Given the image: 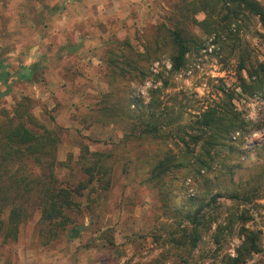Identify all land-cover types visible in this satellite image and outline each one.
Returning a JSON list of instances; mask_svg holds the SVG:
<instances>
[{"label":"rangeland","instance_id":"rangeland-1","mask_svg":"<svg viewBox=\"0 0 264 264\" xmlns=\"http://www.w3.org/2000/svg\"><path fill=\"white\" fill-rule=\"evenodd\" d=\"M183 1L0 0V112H11L28 98L41 122L62 129L60 184L88 180L84 161L79 162L82 145L101 154L111 181L107 189L95 181L85 191L78 199L81 209L70 212L72 222L54 240L46 242L40 234L39 210L20 227L17 239L2 233L0 264H175L179 258L167 249L166 238L179 222L176 207L203 194L259 186L260 197L247 206L255 216L249 226L264 233V177H259L264 167V85L259 89V78L264 72L250 76L264 65V29L250 13L218 23L219 31L212 34L185 20L181 25L196 39L176 69L169 28L182 20L177 8ZM196 17L203 20L205 13ZM222 33L227 38L220 49L202 54L210 36ZM126 55L136 68L119 74L116 69L124 63L112 60ZM243 80L254 88L246 89ZM232 93L234 107L249 122L238 150H224V171L204 177L192 172L182 191L175 196L166 189L164 198L159 186L147 181L150 161L169 151L179 153L184 145L176 135H141L136 101L147 105L158 95L152 110L182 128L209 106L223 105ZM131 100L134 105L127 109ZM218 205L223 220L232 202L220 197ZM78 228L79 237H70ZM240 242L237 231L226 232L218 249L209 234L188 264H224ZM249 264H264V254Z\"/></svg>","mask_w":264,"mask_h":264},{"label":"trees","instance_id":"trees-1","mask_svg":"<svg viewBox=\"0 0 264 264\" xmlns=\"http://www.w3.org/2000/svg\"><path fill=\"white\" fill-rule=\"evenodd\" d=\"M177 11L182 20L169 28V37L176 49L172 58L176 69L184 65L191 44L196 39L181 25L185 20L212 34L219 31L218 23L227 20L231 23L241 15L250 13L258 18L264 29V4L259 0H184ZM199 13H205L203 20L197 19ZM125 57L124 60H112L113 63L123 61L124 65L116 69L119 74L136 68L133 58L129 55ZM260 71L264 72L263 64L250 76H257ZM145 74L141 71V77ZM259 84V89H262L264 73L259 78ZM243 86L248 90L254 88L244 80ZM157 97L154 96L147 105L136 101L134 110L141 112L137 123L141 135L165 139H172L176 135L184 145L179 153L166 152L156 162L150 161L149 164L147 181L159 186L160 194L168 198L163 195L166 194L164 190L168 189L167 194L176 196L183 190L182 182L192 172L195 176L204 177L213 171H224L226 165L222 164L227 160L224 150H238L244 138L243 132L248 131L249 122L234 107L233 93L228 95L223 105L209 106L182 128L172 118L164 122L163 116L152 110L159 104ZM133 103V100L129 101L127 109ZM0 113L4 117L0 122V236L3 233L5 239H17L20 227L39 210L40 234L46 238V242L54 240L72 222L70 212L81 209L78 199L84 196L87 189L91 191L90 187L95 181L104 189L110 186L111 181L107 177L110 168L104 166L99 152L90 151L87 145H82L79 162L82 164L84 161L83 170L89 175L88 180L76 186L60 184L56 170L62 164L58 160L62 129H50L41 122L34 115L28 98L18 102L11 112L4 109ZM168 126L171 127L167 131L164 127ZM189 128L192 132L187 131ZM182 131L187 136H182ZM237 133L239 136H236ZM228 171L234 172L233 168ZM168 176L170 180L164 181ZM259 177H264V167ZM259 187L245 190L240 187L242 190L203 194L188 198L176 207L175 219H179V222L166 238L169 243L167 249L174 250L179 258L175 264H188L192 253L209 234L214 244L221 249L226 232L233 234L237 231L241 242L235 248L234 255L227 254L223 258L224 264H249L264 254L263 229L249 226L255 216L247 207L260 197ZM220 197L232 202L223 220L218 211ZM80 233L81 228L72 229L70 237L77 238Z\"/></svg>","mask_w":264,"mask_h":264},{"label":"built area","instance_id":"built-area-1","mask_svg":"<svg viewBox=\"0 0 264 264\" xmlns=\"http://www.w3.org/2000/svg\"><path fill=\"white\" fill-rule=\"evenodd\" d=\"M233 25L234 24H232V27L230 28L231 31H235V28ZM226 38H227L226 33L211 35L207 43L203 45L201 49V53L206 56L212 55L214 52L220 49V45H219L220 41L226 40Z\"/></svg>","mask_w":264,"mask_h":264}]
</instances>
